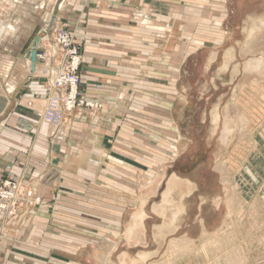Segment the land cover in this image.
Returning a JSON list of instances; mask_svg holds the SVG:
<instances>
[{
	"label": "crops",
	"instance_id": "1",
	"mask_svg": "<svg viewBox=\"0 0 264 264\" xmlns=\"http://www.w3.org/2000/svg\"><path fill=\"white\" fill-rule=\"evenodd\" d=\"M73 1L63 0L59 8L53 7L51 14L47 13L46 20L55 12L53 27H57L62 10L66 4L72 5ZM184 1L194 6L185 8ZM94 3L85 5L82 10V16L88 18L86 36L89 37L85 45L82 76L86 95L101 101L103 106L91 112L89 117L66 112L57 127L37 117L36 113L45 108L48 96L55 94L47 86L50 74L45 72L46 67L55 68V65L51 61L42 64L37 58L32 71L30 61L25 57L43 27L33 37L21 58L13 57L11 60L7 55L0 54L6 58L5 62L0 60L5 69V82L7 86H15L14 91L11 85L8 88L11 91H0V115H7L1 120L0 181L8 175L15 177L23 186V196L29 194L27 202L19 203L14 215L0 218V264H72V258L78 252L86 253L87 259L93 260L95 264V259L99 264H143V261L136 262L132 258H140L148 264L155 255L163 253L164 244L166 249L160 259L171 258L170 242L174 239L171 253L175 254L178 249L180 252H177L176 258L188 259L185 258V254L188 255L186 250L199 244L202 233L206 236L207 232L213 230L207 223L212 212L206 209L212 206L213 213L217 212V200H210L205 195L207 184L200 182L205 178L199 174L192 180L187 174L172 173L159 199L152 202V196L157 193L159 183L166 174L158 163L163 156L174 154L178 140L171 143L167 136L166 141L162 140L160 145L154 147L146 144V141L139 142L133 136L136 118L143 119L142 115L134 112L137 106L135 102H145L146 95H136L134 78L121 74L141 76L139 69L147 61V56L167 49L170 42L167 35L169 30H173V27L168 26L172 17H175L180 25L177 27L179 35L185 36L190 34L189 31L192 32L181 26L185 24L198 27L191 33L198 38L193 40V48H185L184 42L176 44L168 65L182 70L186 52L192 49L196 52L203 42L214 41L220 48L209 57L205 68L210 74L214 73L213 77L207 82L208 90L196 92L198 97L193 98L198 100L209 94V99L212 93V96L220 94L219 99H222L221 93L225 88L220 87V82L224 83L225 78L219 80L216 73H225L231 68V82L239 68L246 74L264 75V20L259 18L262 15L246 31L245 41L238 44L237 55L233 51L235 46L228 45L233 40L228 39L227 33L239 29L240 22L246 16L243 5L239 6V10L229 8L228 14H219L214 24L203 26L198 23L197 26L190 19L195 20L196 16L202 15L196 5L198 0H95ZM165 5L167 13L162 11ZM134 13L136 25L130 27L129 14ZM6 33L1 32L0 47L5 45L8 38ZM120 36L129 37L131 43L124 44ZM202 36L210 40L202 39ZM47 40L48 35L40 36L37 52L49 48L48 52L54 56L52 52L57 50ZM254 50L261 51V58L244 63L243 56ZM128 52L145 54L144 57L136 54L128 60H121L125 58L121 54ZM219 52L222 53L220 58ZM232 60L237 61V64L230 67ZM24 61L27 71L22 63ZM137 62H141L139 66L134 65ZM7 65L12 66L9 73ZM18 67L23 69L24 74L20 78L13 76L14 69ZM236 67L237 70H234ZM188 93L185 91L182 94V109L188 105L186 99H192ZM167 109V103L163 104L161 114L165 116ZM223 114L224 124L228 121V130L232 132L237 118L228 111ZM212 115L213 125H216L219 116L216 109H212ZM166 118L163 119L166 121ZM167 130L161 131L168 135ZM184 142L179 146L180 150L185 147ZM154 148L158 149L156 155ZM138 150L144 154L152 153L157 162L148 163V158L143 159ZM131 161L139 162L144 167L134 165ZM216 168L222 174L223 181L228 182L222 166L219 164ZM79 193L84 195L85 203L73 198ZM55 195L60 197L54 199ZM88 195H95V207L92 202L87 203ZM189 209L192 211L190 219L198 224L200 236L193 238L186 233L167 241L168 235L175 232ZM94 210L97 213V236L90 237L88 230H81L79 236L73 235L71 229L74 227H88V212ZM74 213H79L80 217ZM217 221L216 216L214 226ZM150 224L154 225L151 239L156 246L147 248L151 242L147 236ZM105 227L109 229L106 231ZM95 248L100 249L93 253Z\"/></svg>",
	"mask_w": 264,
	"mask_h": 264
},
{
	"label": "rangeland",
	"instance_id": "2",
	"mask_svg": "<svg viewBox=\"0 0 264 264\" xmlns=\"http://www.w3.org/2000/svg\"><path fill=\"white\" fill-rule=\"evenodd\" d=\"M62 1L63 0H0V29H2L3 26H9H6L9 34L4 47H0V54L7 55V58H11V60L13 57L21 58L23 53L29 48L30 42L37 34L38 30L42 27L43 29L45 28L47 13L51 14V9H53V7L59 8ZM94 2L95 0H74L72 5L66 4L61 12L60 24L57 27L54 26L45 34L48 35V44H53L57 50L52 52L54 56L50 55V51L48 52L49 48H42L40 51L42 54L40 62L42 64L46 61H51L52 64L55 65V69L54 67H50L52 68L49 75L50 80L48 84L46 83L50 89L55 91V94L49 96H52L57 102L56 109L60 113L57 123H52L55 127L60 123L66 112L78 113V115L82 114L85 117H89L91 112L98 109L88 102L91 99L88 95V98H86V88L83 85L82 76L85 45L89 40V37L86 36L88 18L87 16H82V10L87 4L95 5ZM196 2L197 1L194 3ZM198 2L199 3L196 5H198L202 15L199 17L196 16L195 20L190 19V21L192 23L194 22L197 26H199V24L203 26L211 23L214 24L218 21L217 17L219 14H228L229 8L239 10V6L243 5L246 16L240 22L239 29L231 30L227 33L228 39L233 40L228 45L235 46L233 51L234 54L237 55L239 54L237 51L239 47L238 44L245 41L246 31L250 29L251 24L261 15L262 16L259 18L264 20V0H198ZM183 5L185 8L194 6L186 1H184ZM162 11L167 13L166 5L163 7ZM129 15V26L135 27V13ZM231 22L230 20V23ZM179 26L177 19L172 17L168 27H173V30H169V34L167 35L170 40L167 49H163L153 56H147V61L143 66L141 65L139 69L142 73L141 76L136 74L124 75L120 73L122 76H127L131 79L134 78L136 83L133 84V89H135L136 95H146L145 102H141V104L139 103L140 101L135 102L137 106H135L136 109L134 112L138 115H142L141 117L143 119L136 118L133 136L136 137L139 142L144 143V141H146V144H151V146L154 147L160 145L162 140L166 141L167 136L171 143L174 140H178L176 149H173L174 154L170 153L163 156L161 162L158 163V166H160L161 170L165 171L166 174L159 183L157 193L152 196V202L159 199L167 178L172 173L175 172L178 175L187 174L192 180L193 177L197 178L198 176L196 175L199 174L202 178H205L201 179L200 182H205L207 184L205 195L210 200H217V212L213 213L211 209L212 206L206 209L212 212L210 213V219L207 220V223L209 227H213V230L210 231L211 233L207 232L206 236L202 233L200 243L198 245L194 244L195 250L189 253L193 259L190 256L189 258H191L192 261L194 260L196 264L208 263L214 254L213 249L206 246L207 250L203 252L199 248L207 244V240L209 241L211 238L213 239L216 237V235L221 234V232H225L231 228L233 232V242L231 246L227 247V250L231 249L232 246L236 248L238 255L243 258L246 264H264V75L246 74L245 71L242 72L239 68V71L235 74L231 82L230 68V70L225 73H216L219 80L225 78L224 83H222L223 81L220 82V87L222 89L225 88L223 93H221L223 96L222 99H219L220 94L212 96V93H210L211 97L209 99H207L209 94H206L203 98L198 100L193 98L195 96L198 97L196 92L198 94V92L208 87L207 82L213 77L214 73L210 74L205 70L206 62L220 47L218 46L219 48H217L214 41L203 42L200 44L201 48L196 52H193L194 49L190 52H186L185 58L182 60L184 61V68L182 70L180 69L179 71V68H172L169 66V63H171V57L175 53V45H181L184 42L185 48L188 47L187 49H189L192 47L191 44H193V40L198 38L191 35L198 27H188L185 24H181L186 30H192V32L189 31V35L186 34L182 36L177 33V27ZM119 38L124 44L125 42L129 43V41L131 43L129 37L124 38V36H120ZM201 38L210 40L207 36H202ZM66 42L71 43V46L67 47ZM164 43L165 42H163V44ZM5 46L9 47L10 50L6 49ZM251 52L253 53L248 52L243 56L242 59H244V63L246 60H255L262 56L261 51L255 52L254 50ZM136 54L144 57L145 53H122V57L125 58L121 60H128L132 55ZM221 55L222 53L219 52V58ZM0 60L5 62L6 58L0 56ZM25 62L26 61L22 63L24 69L27 71ZM75 62L77 63L75 72L80 77L81 82L77 86L75 105L71 111H68L65 105L67 103L70 87H59L56 86L55 82L57 77H60L62 73L72 71L70 64ZM162 62H165V64ZM140 63L141 62H137L134 65L139 66ZM235 64H237V61L232 60V62H230V67ZM19 67L15 68L13 72V76H17L18 78L24 75L23 69ZM40 69H42L41 66ZM10 70H12V66L7 73H9ZM213 70L214 72L216 71V69ZM234 70H237V67L234 68ZM5 76V69L0 61V91H11L8 89L9 86H7L5 82ZM21 79L23 80V77ZM10 85L13 87L12 91H14L15 86L12 84ZM95 87H99V85H95ZM22 90L23 89H21V92ZM185 91L189 92L188 97L192 99H186L188 105L182 109L180 105ZM92 101L99 102L95 98H93ZM165 103H167L168 111L164 116V114H161L160 109H163V104ZM214 106H216V108H214ZM212 109H216L219 114L216 125H213ZM173 111L174 113H172ZM225 111H228L231 115H235L237 118L236 127L234 126L232 128V132L228 129L226 130L224 126L225 121L223 112ZM6 116L7 115H4V117H2L0 115V131L1 120L6 118ZM145 117L146 119H144ZM162 117H167V120L165 121ZM138 122L142 126H139ZM4 127H7V125L4 124ZM144 127H146V130ZM164 127L168 128V130ZM161 130H167L168 135ZM223 133L226 137H224ZM184 141H186L185 147H181L180 150L179 146L185 143ZM148 150L149 152L151 151L150 147ZM153 150L154 155H156L155 151L158 149L154 148ZM139 151L140 150H138V152ZM139 153H141L143 159L148 158V163L153 164L157 162L152 153L144 154L143 151ZM131 163L144 167V165L139 162L131 161ZM219 164L222 166L225 172L224 177L228 182L223 181L222 174L216 168ZM10 177L9 175L5 176L0 181V184ZM13 178L16 179L15 177ZM16 180L19 181L18 179ZM28 197L29 194H26L25 197L20 195V203L27 202ZM58 197L60 196L55 195L54 199ZM73 198L79 201L82 200V203L86 202L84 195L81 196L80 193ZM87 199V203L92 202L93 205L96 203L95 195H88ZM30 203L31 202H28V204ZM230 210L232 212H230ZM191 212L192 211L189 209L185 219L181 220L175 232L168 235L167 241L186 233L192 235L193 238H198V236H200L198 224L190 219L189 215H191ZM74 214L80 217L79 213ZM88 215V227H74L71 229L73 235L76 234L79 236L82 234L81 230H88V235L90 237L97 236V213L94 210L88 212ZM216 216L218 221L214 226L213 224L216 220ZM153 228L154 225L150 224V231H148L147 236L151 242L148 244L147 248L156 246L154 240L151 239ZM108 229L105 227L104 230L107 231ZM175 240L176 239L172 241ZM172 241L170 242V257L172 255L171 252H173V248L171 249ZM121 246L123 247V244H121ZM163 247L164 253L166 244H164ZM98 249L95 248L92 252L94 253L95 250ZM178 251L177 249L174 253L177 254ZM92 252L91 255L93 257L94 255ZM163 253L155 255L153 259L148 261V264H191V260L189 263L187 262V260H189L187 254H185V258L188 259L174 260L172 258H167L162 260L160 257ZM218 253L223 254V251H219ZM218 253L216 255H219ZM86 256V253L78 252L76 256H73L72 264H95L93 260L87 259ZM133 259L137 260L136 262L143 261V264H146L145 261L140 258H132V260ZM95 260L97 264H99V261L97 259Z\"/></svg>",
	"mask_w": 264,
	"mask_h": 264
},
{
	"label": "built area",
	"instance_id": "3",
	"mask_svg": "<svg viewBox=\"0 0 264 264\" xmlns=\"http://www.w3.org/2000/svg\"><path fill=\"white\" fill-rule=\"evenodd\" d=\"M66 46L67 47L71 46V43L66 42ZM41 57H42V54L40 51H38L37 58L40 59ZM70 65H71L72 71H68V73H62L60 77H57V80L55 82L56 86H59V87L69 86L70 87V92L67 96V103L65 105L68 111H71V109L75 105L77 86L81 82L80 77L75 72V70L77 69V63L75 62ZM86 98H88L87 95H86ZM47 100H48L47 107H45L44 111L42 112L43 119L50 123H57V120H59V117H60V113L56 109L57 102L55 101V99L52 98V96L51 97L49 96ZM20 186H21L20 182L14 179L13 177L5 179L3 182H1L0 184V218L1 216H4V215L12 216L15 214L17 206L20 203L19 196L23 195V190L21 189Z\"/></svg>",
	"mask_w": 264,
	"mask_h": 264
},
{
	"label": "bare ground",
	"instance_id": "4",
	"mask_svg": "<svg viewBox=\"0 0 264 264\" xmlns=\"http://www.w3.org/2000/svg\"><path fill=\"white\" fill-rule=\"evenodd\" d=\"M10 1V0H9ZM8 2V1H7ZM11 3H13V2H11ZM1 14V13H0ZM11 18V17H10ZM56 18V17H55ZM8 20V19H7ZM47 21V24H48V21H49V19L48 20H46ZM7 24H9V23H7ZM47 24L45 25V27L47 26ZM6 26H8V25H6ZM6 26H3L2 27V29H0V37H1V32H3V34H5L6 32L8 33V28L6 27ZM9 27V26H8ZM45 29V28H44ZM9 34V33H8ZM6 36V35H5ZM2 39H4V38H2ZM1 39V40H2ZM26 60H28L29 61V59H27L26 58ZM12 63V62H11ZM8 64V63H7ZM10 67H11V65L10 66H8L7 65V69L9 70L10 69ZM55 69V68H54ZM246 69V68H245ZM250 71L252 70V69H249ZM45 72H47V73H49L50 74V69L48 68V67H46V70H45ZM10 86V85H9ZM11 87V86H10ZM9 88V87H8ZM10 89V88H9ZM12 89H13V87H12ZM73 94V93H72ZM89 96V95H88ZM91 99L89 100V102L95 107V108H98V109H100V108H102V106H103V103L101 102V101H99V102H94V101H92V99L94 98V97H92V96H89ZM101 102V103H100ZM47 103H48V100H47V102H46V105H45V107H47ZM45 109V108H44ZM44 109L42 110V111H40V112H37L36 113V115H37V117L38 118H40L41 120H43V121H45L44 119H43V114H42V112L44 111ZM97 109V110H98ZM241 118V117H240ZM241 121V120H240ZM46 123H49V124H52V123H50V122H48V121H45ZM244 122V121H243ZM228 121L226 122V126H225V128H226V130L228 129ZM53 125V124H52ZM225 131V130H224ZM226 134V133H225ZM223 135H224V133H223ZM224 137H226V135H224ZM176 141V140H175ZM174 141V142H175ZM173 143V142H172ZM173 147V146H172ZM154 173V172H153ZM150 183V182H149ZM21 187V189L23 190V186L21 185L20 186ZM229 212V211H228ZM230 212H232L231 210H230ZM225 228V227H224ZM223 228V229H224ZM232 242H233V232H232V229L230 228V230H227V231H225V232H221V234H218V235H216V237H214L213 239L211 238L209 241L207 240V244H205L204 246H201L199 249H201L203 252L205 251V250H207V248H206V246H208V247H210L211 249H213V251H214V254H213V256L211 257L212 259H210V261L208 262V263H206V264H246L245 262H244V260H243V258L241 257V256H239L238 255V253H237V249L236 248H233V246L231 247V249H229V250H227L228 248L227 247H229V246H231V244H232ZM200 243V242H199ZM193 248H191L190 247V249H187L186 250V253H188V257L190 256L191 257V255L189 254V253H191V252H193L194 250H195V247H194V245L192 246ZM237 247V246H236ZM238 248V247H237ZM225 250H227V251H225ZM239 250V249H238ZM219 251H223V254H219L218 252ZM219 254V255H216V254ZM176 255L177 254H172L171 255V258L172 259H174V260H179V259H177L176 258ZM186 256V255H185ZM198 256V255H197ZM245 257V256H244ZM192 258V257H191ZM191 258H189V260H187V262L189 263V261L191 260V264L193 263H195L194 262V260L192 261V259ZM196 264V263H195Z\"/></svg>",
	"mask_w": 264,
	"mask_h": 264
},
{
	"label": "water",
	"instance_id": "5",
	"mask_svg": "<svg viewBox=\"0 0 264 264\" xmlns=\"http://www.w3.org/2000/svg\"><path fill=\"white\" fill-rule=\"evenodd\" d=\"M55 15H56V13L54 12L52 14V16L50 17V19L48 21V24L45 27V29H42L39 32V34L34 38L33 43H32V46H31V49L28 50L25 53V57L27 59H29V61H30V68H31L32 71L35 68V62L37 60V44H38V42L40 40V36L45 35L46 32L49 31L53 27V22H54V19H55Z\"/></svg>",
	"mask_w": 264,
	"mask_h": 264
}]
</instances>
